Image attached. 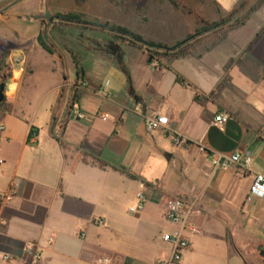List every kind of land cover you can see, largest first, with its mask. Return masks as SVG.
<instances>
[{
    "label": "crops",
    "instance_id": "1",
    "mask_svg": "<svg viewBox=\"0 0 264 264\" xmlns=\"http://www.w3.org/2000/svg\"><path fill=\"white\" fill-rule=\"evenodd\" d=\"M214 1L220 9L204 15L209 23L232 13L234 0ZM105 8L98 1L92 11ZM177 14L183 19L169 21L167 39L125 26L175 45L197 29L189 11ZM28 23L22 34L52 25ZM212 29L194 50L158 60L111 42L108 27L96 51L84 43L78 64L72 54L50 63L26 55L31 72L13 73L16 93L0 121V190L17 189L0 201V264H264V200L246 199L253 175L264 173V0L221 36ZM44 60L53 77L40 74ZM155 111L169 122L151 131ZM218 113L228 121L216 123ZM236 151L252 155L249 168L211 165L210 153ZM142 184L146 204L132 212ZM174 196L194 226L184 230L190 245L180 261H170L173 244L162 237L182 227L165 217V198ZM31 242L41 250L36 261Z\"/></svg>",
    "mask_w": 264,
    "mask_h": 264
},
{
    "label": "rangeland",
    "instance_id": "2",
    "mask_svg": "<svg viewBox=\"0 0 264 264\" xmlns=\"http://www.w3.org/2000/svg\"><path fill=\"white\" fill-rule=\"evenodd\" d=\"M98 1H104L108 8L92 11ZM174 1L176 3H173V0H0V83L7 79L11 71L14 76L21 72L20 77L23 72L25 74L31 72L30 64H27L26 61L27 54L30 55V58L36 54L35 57L40 61H43V58H48L50 63L52 61L50 57L57 58L59 55L69 57V54H72L78 57L85 47L84 43L93 42L94 44L90 47H94L96 51V43L101 41V38L104 39L101 37L103 27L114 24L125 26L126 23H130L133 29H142L148 39H152L154 36L158 39H167L168 29L165 27H169L167 26L169 21H182L183 19L181 14L177 13L189 11L191 13L190 21H196L197 28L201 29L205 25L204 15L220 9L219 4L214 0ZM262 2L263 0H234L232 3H227L231 6L230 11L234 13L232 18L229 16V18H225L227 23H233L240 19L250 9L255 10ZM73 5H76V9L82 13L70 10L69 8ZM67 12L79 14L80 21L84 23L66 20L62 14ZM172 13L175 14L174 18L170 16ZM97 14L102 15L95 17ZM18 15L27 17L24 18L25 23L17 18ZM43 20L47 24H52L47 33L26 35L20 32L22 27H27V21L29 23L33 21L35 25H39L43 24ZM105 32L106 30L103 33L104 37ZM211 33L214 34L213 29ZM210 36V34L196 35L191 41L197 43L211 40ZM28 38L34 41L33 45L27 41ZM110 41L112 42L111 38ZM41 42H44L49 50L45 49ZM38 46V49H33ZM43 63L40 74L52 76L46 71L48 62L44 60ZM24 65L25 69L23 70L22 66ZM19 68L21 71H14ZM48 82L51 83L52 80H48ZM14 88L15 84L12 82L9 90ZM9 90L6 92L3 104L0 105V121L5 111L10 110L9 99L16 93V91L9 92ZM35 104L36 102H33L31 108H34Z\"/></svg>",
    "mask_w": 264,
    "mask_h": 264
},
{
    "label": "built area",
    "instance_id": "3",
    "mask_svg": "<svg viewBox=\"0 0 264 264\" xmlns=\"http://www.w3.org/2000/svg\"><path fill=\"white\" fill-rule=\"evenodd\" d=\"M108 95V92H105ZM108 116V114H105ZM78 116H82L80 112H78ZM229 119V115L225 113H218L215 116L214 121L216 123H226ZM169 117L161 112L155 111L151 115H149L146 119V125L149 130L159 129L168 124ZM3 128V125L0 126ZM176 142H182L184 139L180 136L174 137ZM28 141L30 143H35L37 141V133L31 128ZM202 151H205V147L203 145L200 146ZM211 165L214 168H227L233 164H238L243 168H249L253 157L251 154L242 153L240 151H236L230 154L214 152L209 154ZM16 184L14 183L7 190H0V201H10L14 195L16 194ZM137 201L134 205L129 207V210L132 212H138L142 210L146 204L144 185L142 184L141 189L137 192L136 195ZM254 198H259L264 200V173L257 172L253 175V180L249 186V192L247 194V201H251ZM165 206V217L172 223H181L182 227L176 231H167L164 232L162 237L165 241L171 242L173 244V253L170 261H180L183 258L184 251L189 247L190 241L188 237L185 235L184 230L186 228L192 229L194 226L189 220V209L186 201L181 197H166L164 201ZM99 223H103L102 219L97 221ZM27 251H29L32 255V259L34 261L38 260L41 257V250L35 243L27 244ZM98 262L110 264V259L108 257H99ZM156 264H162L158 262Z\"/></svg>",
    "mask_w": 264,
    "mask_h": 264
},
{
    "label": "trees",
    "instance_id": "4",
    "mask_svg": "<svg viewBox=\"0 0 264 264\" xmlns=\"http://www.w3.org/2000/svg\"><path fill=\"white\" fill-rule=\"evenodd\" d=\"M173 3H176V2L173 0ZM252 10L253 8L250 9L246 15H244L243 17H241L240 19L236 20L233 23L231 22L227 23L225 18L215 23H209L207 20H203L205 25L201 29L197 28L195 32L189 35V37L185 41L179 42L175 45H161L153 41H148L141 34L133 31L132 29L124 25L114 24V25L109 26L108 30H109V36H111L110 37L111 39L119 40L122 42H127L133 46L142 48L148 53L150 58H154L158 60L166 56H182L194 50L196 42L191 41V40L194 37H196V35H202L209 28L211 29L213 28L214 33L216 34V37L221 36V34L223 33L225 29H228L234 25L243 23ZM62 16H64L65 19L69 21L76 20L77 22H83V21H80V15L74 12H67L65 14H62ZM233 16H234V13L232 12L229 15V17L232 18ZM41 44L45 49L49 50V47H46L47 45H45L44 42H41ZM74 59H75V62L78 64V61L76 60L75 56H74ZM3 102L4 100L0 102V105H2Z\"/></svg>",
    "mask_w": 264,
    "mask_h": 264
},
{
    "label": "water",
    "instance_id": "5",
    "mask_svg": "<svg viewBox=\"0 0 264 264\" xmlns=\"http://www.w3.org/2000/svg\"><path fill=\"white\" fill-rule=\"evenodd\" d=\"M12 77H13V71H11L9 73V76L7 77V79L5 81L0 83V102L5 99L6 92L10 88V83L12 81ZM261 254L264 255V249L261 250Z\"/></svg>",
    "mask_w": 264,
    "mask_h": 264
}]
</instances>
